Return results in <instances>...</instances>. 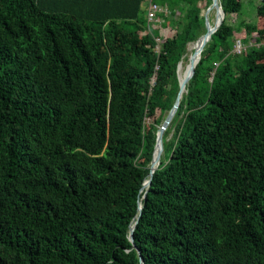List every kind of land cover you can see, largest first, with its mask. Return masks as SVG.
Returning a JSON list of instances; mask_svg holds the SVG:
<instances>
[{
    "label": "trees",
    "instance_id": "16d2710c",
    "mask_svg": "<svg viewBox=\"0 0 264 264\" xmlns=\"http://www.w3.org/2000/svg\"><path fill=\"white\" fill-rule=\"evenodd\" d=\"M147 1L0 0V264H264V37L220 0L141 191L212 4Z\"/></svg>",
    "mask_w": 264,
    "mask_h": 264
},
{
    "label": "water",
    "instance_id": "95a60500",
    "mask_svg": "<svg viewBox=\"0 0 264 264\" xmlns=\"http://www.w3.org/2000/svg\"><path fill=\"white\" fill-rule=\"evenodd\" d=\"M212 11L215 12V17H216V22L213 26H211V20H210V13ZM224 18H225V11L222 8L220 0H212V4L207 8L205 12V24H206L207 31L194 43V45H198V46H196V49H194L193 53L189 57V63L185 67V70H184L185 74L183 78H181V75H180V70L183 68V62L181 61L178 65L179 92L177 94L175 103L173 104L166 118L164 119V121L161 123V125L159 126L157 130V139H156L155 149L153 152V159L151 162L150 178L146 181L141 191L145 187L149 186L151 182V178L154 172L156 171V169L158 168L162 156L164 155V133L169 127L172 119L174 118L180 106L183 93L187 91V85L195 73V68H196L197 63L200 60L201 52L203 51L206 44L210 41L212 34L216 32L217 29L221 26V24L224 21ZM139 209L140 210L142 209L141 203L139 205ZM137 221L135 222V224L137 223ZM135 224L131 228V233H130V240L132 241L134 247H136L135 239H134ZM140 260H141V264H145L142 256H140Z\"/></svg>",
    "mask_w": 264,
    "mask_h": 264
},
{
    "label": "rangeland",
    "instance_id": "374dc122",
    "mask_svg": "<svg viewBox=\"0 0 264 264\" xmlns=\"http://www.w3.org/2000/svg\"><path fill=\"white\" fill-rule=\"evenodd\" d=\"M264 0H243L244 3V9L243 12L240 14H231L228 17V20L231 24H234L236 26L239 25L241 22V30L235 33V39L237 40L236 43L240 40L246 45H251L257 43L255 40L257 37L263 38L264 34H259L258 30L260 28L264 27V6L263 3ZM210 18L214 22L215 12L212 11L210 13ZM256 23L257 29H250L249 24ZM161 30V38H167L169 36H172L174 34V30L171 28H167L165 26L160 28ZM263 36V37H262ZM194 44H190L185 53L183 58V70H185L186 65L189 63V57L194 51ZM190 47V48H189ZM193 47V48H191ZM193 49V50H192ZM235 53L240 54L241 52H237L234 50ZM263 55H260V59H262ZM161 115V112L158 111L156 114V117H159ZM150 120H147V124ZM163 122V121H162Z\"/></svg>",
    "mask_w": 264,
    "mask_h": 264
},
{
    "label": "built area",
    "instance_id": "2783aa9c",
    "mask_svg": "<svg viewBox=\"0 0 264 264\" xmlns=\"http://www.w3.org/2000/svg\"><path fill=\"white\" fill-rule=\"evenodd\" d=\"M147 4V19L149 22H162V15H166L169 13V9L167 6L161 5L154 0H148ZM245 48V44L239 40L235 44L234 50L242 53Z\"/></svg>",
    "mask_w": 264,
    "mask_h": 264
},
{
    "label": "bare ground",
    "instance_id": "6f19581e",
    "mask_svg": "<svg viewBox=\"0 0 264 264\" xmlns=\"http://www.w3.org/2000/svg\"><path fill=\"white\" fill-rule=\"evenodd\" d=\"M210 20H211V18H210ZM215 22H216V19H215V21L213 22L212 20H211V26H213L214 24H215ZM196 46H198V45H193V47H191V48H193V49H196ZM190 48V47H189ZM192 49V50H193ZM184 70H183V68L180 70V75H181V78H183L184 77Z\"/></svg>",
    "mask_w": 264,
    "mask_h": 264
}]
</instances>
